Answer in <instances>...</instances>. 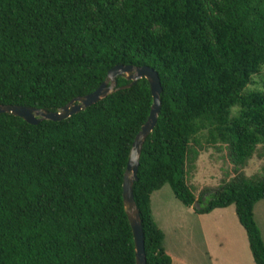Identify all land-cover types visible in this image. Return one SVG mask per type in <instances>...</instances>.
I'll list each match as a JSON object with an SVG mask.
<instances>
[{"label": "trees", "instance_id": "16d2710c", "mask_svg": "<svg viewBox=\"0 0 264 264\" xmlns=\"http://www.w3.org/2000/svg\"><path fill=\"white\" fill-rule=\"evenodd\" d=\"M118 64H146L160 77V111L132 188L146 264H172L153 191L168 184L193 204L186 166L203 131L239 166L264 143V0H0V104L58 110ZM151 104L142 77L63 120L0 113V264H135L122 184ZM262 198L264 163L195 211L233 204L254 264H264L253 216Z\"/></svg>", "mask_w": 264, "mask_h": 264}, {"label": "rangeland", "instance_id": "374dc122", "mask_svg": "<svg viewBox=\"0 0 264 264\" xmlns=\"http://www.w3.org/2000/svg\"><path fill=\"white\" fill-rule=\"evenodd\" d=\"M205 134L203 131L200 142L191 145L186 166L187 183L198 206L200 198L204 200L239 172L247 177L259 176L264 163V143L239 166L233 163L226 144L207 146L203 142ZM150 207L154 221L164 233V247L172 264H254L233 204L198 213L178 200L170 186L164 184L151 194ZM253 216L264 241V198L254 204Z\"/></svg>", "mask_w": 264, "mask_h": 264}, {"label": "water", "instance_id": "95a60500", "mask_svg": "<svg viewBox=\"0 0 264 264\" xmlns=\"http://www.w3.org/2000/svg\"><path fill=\"white\" fill-rule=\"evenodd\" d=\"M118 76L129 80V83L118 87L116 80ZM142 77L149 83L152 104L146 121L142 124L132 141L122 184L124 209L131 225L134 240L135 264H146V254L141 219L133 197L132 187L133 182L137 179L139 157L143 143L155 127L160 111L161 82L158 72L146 64L140 66L132 64L114 65L108 70L105 80L95 90L88 94L74 97L55 111H47L33 106L19 104H0V113H10L24 119L30 124H37L42 120L59 121L95 104L115 90L130 87ZM191 206L193 208L199 207L195 201Z\"/></svg>", "mask_w": 264, "mask_h": 264}]
</instances>
